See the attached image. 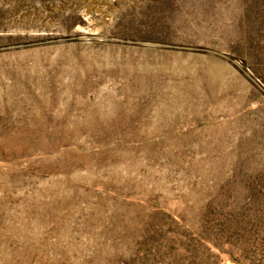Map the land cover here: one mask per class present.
Listing matches in <instances>:
<instances>
[{
	"label": "rangeland",
	"instance_id": "1",
	"mask_svg": "<svg viewBox=\"0 0 264 264\" xmlns=\"http://www.w3.org/2000/svg\"><path fill=\"white\" fill-rule=\"evenodd\" d=\"M0 264H264V0H0Z\"/></svg>",
	"mask_w": 264,
	"mask_h": 264
}]
</instances>
